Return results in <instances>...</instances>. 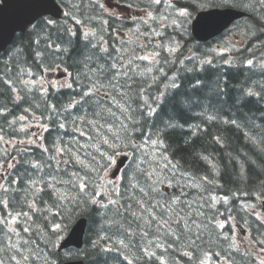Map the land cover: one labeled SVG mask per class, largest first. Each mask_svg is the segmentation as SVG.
<instances>
[{
    "label": "trees",
    "instance_id": "16d2710c",
    "mask_svg": "<svg viewBox=\"0 0 264 264\" xmlns=\"http://www.w3.org/2000/svg\"><path fill=\"white\" fill-rule=\"evenodd\" d=\"M60 1L69 16L41 18L0 54V264L61 263L57 244L81 215L86 264H200L226 249L218 222L229 211L264 236L244 209L264 196V0H231L250 16L245 47L229 54L196 41L189 24L223 0H168L164 11L169 2L122 0L148 9L147 22L108 15L97 0ZM57 67L70 84L44 90L36 81ZM33 115L51 128L43 147L23 144L21 118ZM153 136L195 183L162 172L168 194L138 167L118 201L102 192L112 188L102 183L109 145L125 141L131 163L149 167L143 143Z\"/></svg>",
    "mask_w": 264,
    "mask_h": 264
},
{
    "label": "water",
    "instance_id": "95a60500",
    "mask_svg": "<svg viewBox=\"0 0 264 264\" xmlns=\"http://www.w3.org/2000/svg\"><path fill=\"white\" fill-rule=\"evenodd\" d=\"M62 9L55 0H3L0 4V51L5 49L19 31H25L45 14L61 17ZM244 12L235 9H214L199 14L193 23V32L199 40H208L220 33L229 23ZM86 219H81L70 236L62 243V248L70 245L82 246L86 229ZM63 264H84L82 261Z\"/></svg>",
    "mask_w": 264,
    "mask_h": 264
},
{
    "label": "rangeland",
    "instance_id": "374dc122",
    "mask_svg": "<svg viewBox=\"0 0 264 264\" xmlns=\"http://www.w3.org/2000/svg\"><path fill=\"white\" fill-rule=\"evenodd\" d=\"M112 1H114V0H112ZM225 1V0H224ZM226 1H229V0H226ZM119 11H120V13L122 14V15H124L126 12H128V10L127 9H124V8H120L119 9ZM144 12L145 11H133L132 13H133V15H138V16H142L143 14H144ZM242 24H239V25H237L236 27H234V30H231L230 31V33L227 35V36H224L223 38H224V40L226 41V43H227V45H228V43H229V45L231 46L232 44L233 45H244V43H246V37L245 36H243L242 35V37H239L238 35H240L241 34V32H242ZM237 38L238 39H240L239 41H237ZM219 45H218V47H219V51H223L224 49H222V48H224V47H222V48H220V46H221V44L220 43H218ZM229 46V47H230ZM50 81H51V83L53 84V85H67L68 84V80L67 79H58L57 77H56V74L55 73H53L51 76H50ZM40 82L41 83H43V84H47V82L48 81H46V80H44V79H41L40 80ZM119 103V102H118ZM117 103V104H118ZM41 124H39V123H34L33 121H31V120H27L26 122L23 120V124H22V126H23V130H25V131H30V136H31V134H32V138L30 139V142H36L37 140L35 139V134H36V132L38 131V126H40ZM28 141V140H27ZM26 141V142H27ZM0 176H2V166L0 165ZM185 177L187 178V181L188 182H190L191 181V176L189 175H185Z\"/></svg>",
    "mask_w": 264,
    "mask_h": 264
},
{
    "label": "snow or ice",
    "instance_id": "6c2138e0",
    "mask_svg": "<svg viewBox=\"0 0 264 264\" xmlns=\"http://www.w3.org/2000/svg\"><path fill=\"white\" fill-rule=\"evenodd\" d=\"M156 2L158 3L159 0H156ZM182 14H184V13H182ZM50 23H51V22H50ZM249 63H251V61H249ZM62 126H63V125H62ZM168 126H169V127H172V125H168ZM114 135H115V134H114ZM117 139H120V138L117 137ZM103 143H107V140H103ZM128 143H132V141L129 140ZM152 143H163V141L158 139V140H153ZM109 147L112 148V149H115V148L117 147V144H116V143H113V144L109 145ZM111 162H112V158H111V157H108V159H107V163L110 164ZM165 166H167V165H165ZM149 175L151 176L152 173L150 172ZM86 186H87V185H86L85 182H82V181L79 182V187H80L81 190H83ZM141 191H143V189H141ZM109 203L115 204V203H117V201H114V200H113V201H109ZM56 227L59 228L60 226L57 225ZM262 264H264V262H262Z\"/></svg>",
    "mask_w": 264,
    "mask_h": 264
}]
</instances>
